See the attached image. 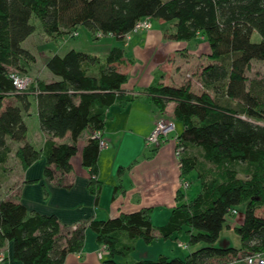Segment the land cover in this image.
Instances as JSON below:
<instances>
[{"label": "trees", "instance_id": "16d2710c", "mask_svg": "<svg viewBox=\"0 0 264 264\" xmlns=\"http://www.w3.org/2000/svg\"><path fill=\"white\" fill-rule=\"evenodd\" d=\"M145 17L172 22L168 38L176 41H190L200 33L210 48L211 63L200 73L201 92L194 93L188 84L158 82L142 89L161 114L168 102L175 103L172 119L182 125L177 135L183 147L180 176L190 185L193 173L199 191L185 200L179 189L177 205L158 227L151 223V210L142 208L62 229L54 214L0 200V248L11 242L12 258L20 264H63L67 254L82 250L86 229L98 247L106 248L101 264H118L115 257L128 256L136 239L148 244L182 232L190 248L183 258L160 255L124 264H225L264 254V83L246 76L252 60L264 61V0H0V187L11 151L8 141L22 143L13 154L21 169L43 158L45 178L69 187L62 175L71 171L79 137L85 130L103 129L106 110L123 98L120 87L127 80L115 68L123 62L120 47L103 58L75 49L52 54L45 68L57 77L54 81L25 75L34 62L22 47L35 29L32 20H39L52 40L80 26L95 38L121 39ZM253 32L258 41L251 40ZM13 73L31 79L23 91H16ZM10 97L20 105L5 103ZM33 100L40 129L48 137L40 149L26 141L23 113H29ZM66 134L69 142H54ZM98 153V141L90 136L81 164L88 169L87 187L95 199L102 186L96 180ZM238 207L243 209V221L234 230L239 246L216 247Z\"/></svg>", "mask_w": 264, "mask_h": 264}, {"label": "crops", "instance_id": "0c3cea01", "mask_svg": "<svg viewBox=\"0 0 264 264\" xmlns=\"http://www.w3.org/2000/svg\"><path fill=\"white\" fill-rule=\"evenodd\" d=\"M172 24L161 19H151V27L147 30L129 32L121 39L110 35L102 36L107 38L104 47H108L109 50L112 47L122 48L123 62L115 64V68L125 74L127 80L120 87L123 98L106 110L101 130L106 146L99 149L97 159L96 180L102 183L97 199L88 191L89 172L81 164L82 148L91 136V131L85 130L76 143L75 155L69 161L71 171L62 175V180L70 184L69 187L58 186L54 181L45 178L43 158L33 162L26 169H21L15 160L16 167L2 174L4 181L0 192L3 195L0 200L20 201L28 210L54 214L62 229L69 230L79 223L92 219L113 218L120 213H131L142 208L151 210V223L154 227L166 222L171 209L177 205L176 195L182 179L174 154L173 140L174 135L179 133H176L175 126V131L158 146H147L145 138L151 133L158 119H172L175 103L168 102L164 113L161 114L155 109L149 96L142 93V89L155 82L170 86L188 84L191 91L199 93L194 91L190 82L186 79L185 82L180 77L187 72L189 66L192 67V73L196 72L193 67L197 64H200L198 69L200 75L202 68L211 63L207 58L210 48L203 35L199 33L190 41L170 39L168 36L173 31ZM78 29L79 27L76 29L75 37L64 35L59 39L67 48L65 51L78 50L71 47L79 37ZM87 31L93 40L102 38H95L88 29ZM109 50L89 54L103 58ZM48 57L43 59L44 67ZM33 74L30 72L32 77L44 81L57 80V77L48 73L45 74L46 79L35 75L34 71ZM33 108L36 122H33L34 132L31 137L28 136V126L24 121L27 127L26 141L40 149L48 137L40 129L34 100ZM53 140L55 143L69 142V135ZM8 144L15 150L22 143L8 141ZM115 186L117 192L113 195ZM190 187L191 184L182 191L185 200L192 198ZM196 192L197 189L194 194ZM242 221L243 209L238 207L236 214L221 230L215 246L238 247L240 242L234 230ZM88 232L89 229H86L82 250L67 254L63 264H101V259H98L96 254L99 247L95 243L94 235L90 236ZM91 238L95 244L91 242ZM138 240L141 239H136L134 245L139 243ZM179 244L176 245L178 248H185ZM0 253L2 254L0 264H20L12 258L11 242L1 247Z\"/></svg>", "mask_w": 264, "mask_h": 264}, {"label": "rangeland", "instance_id": "374dc122", "mask_svg": "<svg viewBox=\"0 0 264 264\" xmlns=\"http://www.w3.org/2000/svg\"><path fill=\"white\" fill-rule=\"evenodd\" d=\"M32 23L35 26L34 31L23 41L22 47L29 50V52L34 56V62L31 66L30 72L33 74V71L35 75L37 74L43 79H46L45 74L52 75L43 65V59L45 57H48L52 55L53 53H63L67 48L63 45V42L59 40H52L51 38H48L46 34L43 32L41 28L40 21L37 19H33ZM155 23L153 22V25ZM79 37H77V41L75 44H73L71 47H74L78 49L79 51H84L87 53H101L109 50L108 47H104V42H106L107 38L102 37L100 39L93 40L91 39V36L87 29L83 26L79 27ZM86 38V40H85ZM252 41H258L259 36L256 32H253L251 35ZM193 59V58H192ZM200 67V64H197L196 67H193V69H196V72L192 73L193 70L191 66L188 67L187 72L182 74L180 77L183 81L185 79L191 83L192 88L194 91H201L202 85L200 80V75H198V69ZM193 74V75H192ZM30 77H32L30 74H25ZM187 75V77H185ZM53 76V75H52ZM247 78L259 80L264 83V61H258V60H252L250 63L249 69L246 71ZM186 82V81H185ZM5 103H9L12 105H20L17 101L14 99H7L5 100ZM34 108L33 103L31 104V107L29 109V113L25 114L23 113V119L26 122L28 126V136L31 137L33 134V122H36V117L34 115ZM174 124L176 126V133H180L182 130L181 122L178 120H174ZM14 150L11 149L8 157V161L6 164V170L9 171V169H13L16 167L15 164V157H14ZM190 184L191 187L189 188L191 191L192 198L195 197L197 192L194 194V191L197 189L199 191V184L198 181L195 179L194 174H190ZM181 183V181H180ZM190 186V185H189ZM188 186V187H189ZM187 187V188H188ZM181 191H183L182 187H180ZM3 195V193L0 192V197ZM90 236H93V233L89 230L88 232ZM187 239L188 236L186 233L182 232L179 235H176V238H172L169 240H153L152 242L146 244L142 240H138L139 243L134 245V248L131 250V252L126 257H115V261L118 264H124L126 262H131L139 259H156L160 255L168 256V257H179L183 258L185 255L188 254L190 251V248L187 247ZM91 242L94 243V240L91 238ZM178 243H183L186 245L185 248H178L176 245ZM95 244V243H94Z\"/></svg>", "mask_w": 264, "mask_h": 264}, {"label": "built area", "instance_id": "2783aa9c", "mask_svg": "<svg viewBox=\"0 0 264 264\" xmlns=\"http://www.w3.org/2000/svg\"><path fill=\"white\" fill-rule=\"evenodd\" d=\"M150 27H151V19L149 17H145L137 21L130 32L147 30ZM128 33H126L125 35H127ZM76 35H77L76 31H73L69 34V37H75ZM10 77L12 79L16 91H23L31 82V79L29 77L18 75L15 73L11 74ZM174 131H175V124L173 119L160 118L154 123V127L151 133L145 138V144L147 146H158L163 141H165L167 137L170 134H172ZM91 137L97 139L99 149L106 146V142L102 137L101 131L92 132ZM173 140L175 142L174 154L177 160V164L180 167L179 157L183 152V147L181 146L177 135H174ZM188 186H189V182L181 179L180 187H182L183 190H186ZM232 212L234 213V211ZM179 246L186 247V245L181 243L179 244ZM96 254L98 259H102L106 255L105 246L99 247ZM1 260H2V254L0 253V261ZM225 264H264V254L256 253V254L246 255L245 257L242 258L235 257L232 260L226 262Z\"/></svg>", "mask_w": 264, "mask_h": 264}]
</instances>
